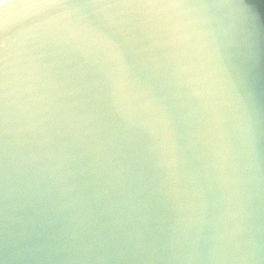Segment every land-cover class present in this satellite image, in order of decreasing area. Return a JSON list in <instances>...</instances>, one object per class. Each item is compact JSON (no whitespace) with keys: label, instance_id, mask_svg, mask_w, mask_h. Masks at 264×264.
Wrapping results in <instances>:
<instances>
[{"label":"clouds","instance_id":"clouds-1","mask_svg":"<svg viewBox=\"0 0 264 264\" xmlns=\"http://www.w3.org/2000/svg\"><path fill=\"white\" fill-rule=\"evenodd\" d=\"M0 264H264V0H0Z\"/></svg>","mask_w":264,"mask_h":264}]
</instances>
